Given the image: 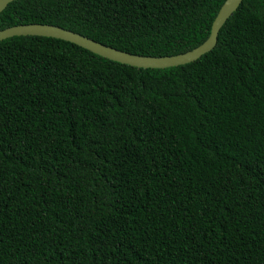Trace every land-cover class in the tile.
Returning <instances> with one entry per match:
<instances>
[{"label": "trees", "instance_id": "obj_1", "mask_svg": "<svg viewBox=\"0 0 264 264\" xmlns=\"http://www.w3.org/2000/svg\"><path fill=\"white\" fill-rule=\"evenodd\" d=\"M225 2L17 0L0 29L173 56L208 39ZM0 264H264V0L166 69L0 41Z\"/></svg>", "mask_w": 264, "mask_h": 264}, {"label": "water", "instance_id": "obj_2", "mask_svg": "<svg viewBox=\"0 0 264 264\" xmlns=\"http://www.w3.org/2000/svg\"><path fill=\"white\" fill-rule=\"evenodd\" d=\"M17 0H0V15ZM243 0H226L215 18L208 39L197 48L183 54L163 57L142 56L97 42L71 30L50 24H22L0 29V41L16 36H39L64 40L109 60L141 69H166L193 63L217 46L221 29L238 10Z\"/></svg>", "mask_w": 264, "mask_h": 264}]
</instances>
